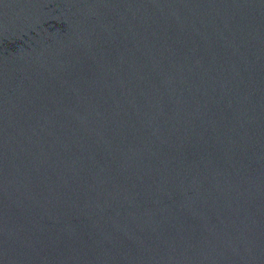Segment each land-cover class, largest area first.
<instances>
[{"label": "water", "instance_id": "water-1", "mask_svg": "<svg viewBox=\"0 0 264 264\" xmlns=\"http://www.w3.org/2000/svg\"><path fill=\"white\" fill-rule=\"evenodd\" d=\"M0 264H264V0H0Z\"/></svg>", "mask_w": 264, "mask_h": 264}]
</instances>
